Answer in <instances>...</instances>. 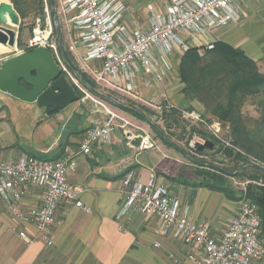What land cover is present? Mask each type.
I'll return each instance as SVG.
<instances>
[{"label": "built area", "instance_id": "built-area-1", "mask_svg": "<svg viewBox=\"0 0 264 264\" xmlns=\"http://www.w3.org/2000/svg\"><path fill=\"white\" fill-rule=\"evenodd\" d=\"M244 1L165 0L160 11L147 6L149 25L145 30L129 24L123 0H57V4L61 22L74 36L70 50L76 61L99 87L137 100L134 85L141 75L160 85L171 72L175 56L181 57L188 51L191 42L196 48L212 49L213 43H205V37L239 22ZM50 33L48 21L43 31L40 27L34 31L22 49L16 43L12 50L20 54L46 49L66 72ZM181 113L187 120L200 118L195 113ZM215 127L212 135L217 138L220 125ZM114 130L111 119L103 124L93 120L80 140L79 152L88 156L93 147L110 143ZM124 134L127 144L134 141L135 137ZM138 138L141 149L150 147L147 137ZM75 168L74 160L68 157L41 160L22 154L0 161V200L6 211L16 222L32 224L47 246L51 245L50 233L59 204L74 202L81 207L78 198L82 189L67 183L68 174ZM30 189L41 192V201L37 206L25 207L23 197ZM120 201L117 219L130 212L154 217L158 222L155 235L182 243L189 264H264L260 219L257 208L248 201L238 203L235 214L219 235L213 234L209 225L191 221L188 207H181L167 186L156 182L153 173L146 183L137 181L130 173L125 175ZM19 236L25 239L23 233ZM158 246L154 244L155 248Z\"/></svg>", "mask_w": 264, "mask_h": 264}, {"label": "crops", "instance_id": "crops-1", "mask_svg": "<svg viewBox=\"0 0 264 264\" xmlns=\"http://www.w3.org/2000/svg\"><path fill=\"white\" fill-rule=\"evenodd\" d=\"M123 1L129 24L145 30L149 25L147 6L160 11L165 0ZM2 3L9 4L10 0H0ZM238 21L216 30L204 41H221L241 50L264 75V0H245ZM18 33L19 30L17 48L22 49ZM191 43L190 49L196 48ZM5 51L13 52L9 47ZM16 55L17 52L7 56L3 63ZM174 71L173 63L171 72L164 79L168 82L164 93L161 92L162 84L157 85L148 80L147 75H141L134 85L139 99L149 101L165 96L178 110L187 107L200 110L198 104L185 99L183 84L180 80L174 81ZM185 100L189 104L179 105ZM192 113L197 115L194 110ZM91 122L72 105L69 110L50 116L35 103H24L0 92V161L16 159L22 154L45 160L71 158L76 168L68 174L67 183L82 189L78 198L81 207L74 202L59 204L56 223L50 233V246L32 224L16 222L0 200V264H69L73 258L70 264H189L182 243L155 235L158 222L154 217L130 212L117 219L123 177L130 173L137 181L146 183L156 168L154 161H158V155L151 152L142 157L150 151L141 149L140 144L134 142L127 144L117 130L113 131L110 143L93 147L88 156L82 155L79 143ZM97 122L103 124L106 120L98 117ZM7 127H10L9 132ZM158 173L163 172L155 171L156 176ZM157 177V183H167L162 176ZM184 180L195 182L191 178ZM170 184L167 183V188L181 207H188L191 221L209 225L215 235L225 229L237 210L238 203L225 199L222 194L195 188L194 194L183 196V191L173 193ZM40 201L41 192L37 189L28 190L23 197L25 207L37 206ZM20 233L25 239L19 236ZM261 240L264 243V235ZM155 243L159 245L157 248Z\"/></svg>", "mask_w": 264, "mask_h": 264}, {"label": "rangeland", "instance_id": "rangeland-1", "mask_svg": "<svg viewBox=\"0 0 264 264\" xmlns=\"http://www.w3.org/2000/svg\"><path fill=\"white\" fill-rule=\"evenodd\" d=\"M43 2H44L43 10L45 14L44 19L42 15H40L39 13L38 3L36 0L35 2H31L32 3L31 8L27 13L26 19L19 20V27L16 29L17 31L19 30L18 33L19 43H22V45L21 44L20 45L24 47L27 40H29L33 36L34 31L38 27H40V30L43 31V29L46 28L47 22L49 21L51 27L50 39L53 38L58 51V34L50 16L48 0H43ZM54 9H55V13L57 14V21L61 33L64 59L65 61H68L69 66L74 71H76L86 83H87L86 79L90 82L92 81L93 83L91 82V85L90 84L89 85L98 92L108 97H111L112 99H114L115 101H117L118 103H120L125 107L132 108L138 111L139 113L145 115L154 125H156L162 131V133L164 134L167 140L172 142L180 150L184 151L193 160L203 164L215 165L223 170L228 171L229 173H234L241 166V164L239 162H236L233 157H228V156L226 157L222 154H217L216 150L218 149V146L215 145L213 141H211V139L205 140L195 135L192 138H189L191 128H198L200 130L202 129V131L206 132L209 135V137L215 138L212 135L213 130H216V127L214 128V126L217 124L220 125V123L217 122V119H215V117L207 113L204 106L196 99H189L185 97V95L183 94L187 101H191L198 104L200 110L198 108L197 110L191 107H187L186 109H182V110L179 109V110L181 112L188 111L191 113L194 110L197 112V115H199L200 117L199 120L198 121L195 120L192 121L190 119L187 120L182 117V113L180 112V116H176V122H177L176 125L174 123H171L170 119H167L163 115V111H165V109H167L168 107H173L169 103V101L165 99V96L162 97L159 96L158 98L151 99L149 101L141 98L134 100L126 96H121L115 92H109L107 91L108 89L106 90L99 87V85H97L93 81L91 76L84 70L83 65L79 64L72 55L70 46L74 42V36L72 35L71 32H69L67 26L61 22L62 20L58 15L57 0H54ZM6 49L7 46L0 45V67L3 65L4 58L16 53L14 51L12 53H9L8 51H5ZM202 53H203L202 51L199 52V54ZM179 62H180V57L175 56L174 58L175 71L173 72V77L175 79L174 81H178L181 78L179 72V64H180ZM94 67L97 68V65H94ZM65 69H66L65 78L67 82L70 85L75 86L79 91V95H81L79 100L71 104L72 106H75L77 113L81 111V114L84 115L85 118H88L89 121L96 120L98 117H102L106 121L108 119H111V122L115 127V130L119 131L125 140H126V136L124 133H127L129 137H135L134 141L139 139L138 138L139 136L147 137L151 145L150 147H148V149L145 150H148L150 152L144 153L142 157L146 156L148 153L151 152L158 155L159 157L158 161H154L157 163V165L154 172L152 173L154 174L155 179L158 178L157 176H162V178H164V180L167 181V183L169 184L173 183L170 184L171 186L170 190L173 193L178 194L179 191L180 192L183 191V196L185 195L189 196L190 194L195 193L196 191L195 188L188 186L185 187L183 185L181 186L178 182V180L180 179L184 180L191 178L193 181L198 183L203 181H209L211 180L212 175L219 174L218 172L212 169H206L200 167L185 159L179 152L174 150L165 142L161 141L157 133L153 131V129H151V127H149V125L145 121L137 118L136 116H134V114L128 112L127 110L117 107L116 105L110 103L109 101L101 99L97 95L93 94L92 92H90L88 89H86L80 84V82L68 71L67 67H65ZM192 69L194 73L199 76V80L204 86H212L217 79L223 76L222 70L219 69L218 66L213 67V69L211 70H206L201 74H199V71L197 69L194 68ZM84 76L87 78L85 79ZM148 80H151V78L148 77ZM166 83L168 82L164 81V83H162L161 85V88L163 87L162 89L160 88L162 90L161 91L162 93H164L165 90L164 88ZM182 86L184 87V85ZM169 89L168 91L171 92ZM86 95H88L90 98L87 97ZM93 100H95L96 103ZM186 100L182 101L179 105L182 106L185 103L186 105L189 104L188 102H186ZM243 101L244 102L241 107L240 114L242 118L245 120V122L248 124L247 129L253 130L256 127V125L260 122L259 120L262 116L261 111L263 110L262 107L264 104V89L258 95L249 96L245 98ZM71 105L67 106L65 110H69L71 108ZM102 106L106 108V111L102 108ZM175 108L178 109L177 107ZM6 129L7 132L10 131V127L9 129L8 127ZM229 131L230 130L227 125L224 126L220 125V129L217 132L218 134L216 139H218L220 143L223 144V146H225L226 148L228 147L229 149H232L229 146ZM256 136L260 137V139L264 141V134L262 135L257 134ZM205 141L212 142L214 144L213 149L212 150L205 149L201 154H198L194 150V147L197 144L204 145ZM41 160H45V159L41 158ZM248 160H249L248 163H252L264 169V165L260 164L259 162H256L255 160L249 157ZM250 168L252 167L243 168L236 176L229 177L224 175L227 185L238 195L239 194L244 195L248 183L256 186L264 185V182L261 179H257V180L250 179L251 176L256 175L255 172ZM155 171L163 172V173L162 174L158 173L156 176ZM164 173H166L167 175ZM240 173H243V175H240ZM163 176L172 179L173 182ZM167 183L163 182V184L166 186ZM73 260L74 258L70 261V263H73Z\"/></svg>", "mask_w": 264, "mask_h": 264}, {"label": "trees", "instance_id": "trees-1", "mask_svg": "<svg viewBox=\"0 0 264 264\" xmlns=\"http://www.w3.org/2000/svg\"><path fill=\"white\" fill-rule=\"evenodd\" d=\"M35 1L10 0V3L19 18L24 20L31 8V2ZM37 3L39 13L44 19V2L43 0H37ZM200 51L203 53L199 54ZM179 63L180 82L184 85L183 94L189 99H196L200 102L206 112L215 117L220 125L229 127V146L232 149L223 146L218 139L209 137L202 129L191 128L189 138L195 135L205 140L211 139L218 146L217 154L233 157L240 164L247 163L249 157L264 165V141L256 136L257 134H264V104L260 122L253 130L247 129L248 124L240 114L243 100L249 96L258 95L264 89V75L259 72L256 63L250 60L241 50L235 49L221 41L214 42L213 48L210 50L202 48L189 49L180 57ZM215 66L222 70L223 76L217 79L212 86H204L200 82L199 76L192 69H197L199 74H201L206 70L213 69ZM63 75L65 76V73ZM84 78L86 79L87 77L84 76ZM86 81L91 85L92 81L90 82L87 79ZM70 86L76 96H78L77 100H79L81 95H79L78 89L73 85ZM44 109L45 113L50 116L59 112L55 108ZM180 112L174 107H168L163 111V115L170 119L171 123L177 125L176 116H180ZM58 159L57 157L51 158V160ZM250 169L256 174L250 177L251 180L261 179L264 182L263 173L254 168ZM243 173H240V175H243ZM168 180L172 181L169 178ZM178 182L184 186L204 188L222 194L225 199L232 202L239 203L245 200L255 205L260 219V238L264 235V185L256 186L248 183L244 195H238L227 185L225 176L221 173L212 175L209 181L189 183L180 179Z\"/></svg>", "mask_w": 264, "mask_h": 264}, {"label": "water", "instance_id": "water-1", "mask_svg": "<svg viewBox=\"0 0 264 264\" xmlns=\"http://www.w3.org/2000/svg\"><path fill=\"white\" fill-rule=\"evenodd\" d=\"M48 6L52 22L58 34V51L63 65L80 82V84L101 99L109 101L117 107L123 108L145 121L153 131L157 133L161 141L179 152L191 163L206 169H212L225 176H236L243 168L252 167L264 174V169L252 163H243L234 172L229 173L215 165L203 164L193 160L184 151L180 150L172 142L166 139L162 131L154 125L145 115L138 111L125 107L86 83L83 78L74 71L64 59L62 38L57 21V14L54 9V0H48ZM19 18L11 4H0V45L15 48L17 43V31ZM65 71L55 62L50 51L42 48L33 49L20 53L15 57L6 60L0 67V92L24 103H35L39 108H55L58 111L64 110L67 106L77 101V96L73 88L63 75ZM23 84V85H22ZM27 86L29 89H27ZM136 145L140 143L137 139L133 141ZM214 144L205 141L204 145L197 144L194 150L202 153L203 150H212Z\"/></svg>", "mask_w": 264, "mask_h": 264}, {"label": "flooded vegetation", "instance_id": "flooded-vegetation-1", "mask_svg": "<svg viewBox=\"0 0 264 264\" xmlns=\"http://www.w3.org/2000/svg\"><path fill=\"white\" fill-rule=\"evenodd\" d=\"M23 85V84H22ZM27 89H29L27 86H25Z\"/></svg>", "mask_w": 264, "mask_h": 264}, {"label": "bare ground", "instance_id": "bare-ground-1", "mask_svg": "<svg viewBox=\"0 0 264 264\" xmlns=\"http://www.w3.org/2000/svg\"><path fill=\"white\" fill-rule=\"evenodd\" d=\"M2 46V45H1Z\"/></svg>", "mask_w": 264, "mask_h": 264}]
</instances>
